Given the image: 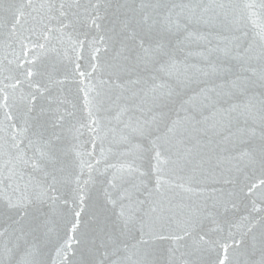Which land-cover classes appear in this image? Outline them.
I'll use <instances>...</instances> for the list:
<instances>
[{"label":"snow or ice","instance_id":"1","mask_svg":"<svg viewBox=\"0 0 264 264\" xmlns=\"http://www.w3.org/2000/svg\"><path fill=\"white\" fill-rule=\"evenodd\" d=\"M23 4L37 10L33 0H23ZM230 6V2L221 0H211L207 5L181 2L171 6L163 0H133L132 4L126 0L112 10L113 26L106 29L104 21L112 8V0H41L38 9L41 28L38 33L33 28L27 29L28 35L18 33L24 19L23 10H18L9 32L18 38L20 55L11 60L7 57L0 59V202L17 214L13 221L16 227L12 229L16 242L25 240L31 234L26 228L29 220L41 221V214L46 215L43 213L45 207L51 209L62 204L70 211L71 219L57 249L61 264H72L78 252L86 253V259L82 258L80 264H125L126 260H131L127 256V237L134 231L140 234V239L137 245L131 246L133 248L146 245L152 239L170 238L179 244L187 238L192 243L184 253L187 257L184 264H200L204 258H207L208 264H232L233 253L246 243L248 234L258 226L264 228V123L259 137L253 132L252 140L255 142L250 143L249 148L237 158L239 162L235 173L214 177L216 182L225 186L216 190L220 195L211 204L205 202L189 207L182 234L165 237L154 232L152 227V214L158 211L171 186L164 179V173L166 165L175 163L166 148V137L174 132V126L169 127L165 135L149 139L146 145L130 146L129 154L133 159L120 166V171L126 175H113L110 181L112 191L106 194L108 202L119 207L118 226L108 231L101 229L99 245L96 238L90 239L89 233L82 228L81 219L88 196L86 186L92 182L91 173L100 163L95 157L97 144L106 135L99 115L104 103L101 97L114 93V103L125 101L123 105H118L112 117L124 122L123 117L130 111L128 101L138 96L143 98L145 89L137 88L148 83L140 75L136 79L128 77L138 70L147 72L158 64L161 70L167 67L165 58L171 56L168 34L181 29L182 19L188 15L197 16V10L207 13ZM259 6L264 8V0H260ZM255 7L254 0L244 3L246 9ZM92 31L97 35L89 39ZM257 37L258 44L244 43L238 37L231 48L224 50V55L235 62L236 80L233 84L243 91H247L246 84L253 83L257 78L264 82V29L257 33ZM53 41L68 43L72 56L64 55L71 60L73 73L84 85L81 91L87 115L79 127L72 125L65 128V119L72 113L65 107L66 100L52 95V88L62 85L64 80L54 78L40 66L42 56L50 52L59 53L57 47H50ZM85 49L89 50L90 59L87 68L82 66ZM37 50L41 55L35 54ZM101 52L111 53L106 64L108 76L100 81L99 86H94L91 80L101 68ZM41 77H46V80H41ZM85 80L89 82L87 85ZM89 87L91 92L96 93L91 99V92L87 90ZM97 87L102 90L97 91ZM156 87L153 83L148 91H155ZM18 92L25 101L23 111L15 104ZM124 93L131 95L125 97ZM38 97L47 99L50 109L58 113L47 125L36 122L43 109L37 116L33 115ZM108 98L111 99L110 96ZM240 107L236 105L233 110ZM244 107L247 108V105ZM125 127L132 128L133 132L145 138L153 136L138 121L134 126L131 118L125 122ZM69 134L76 143L68 141ZM85 135L87 139L81 140ZM122 140L128 142V137H122ZM69 153L75 154L72 163L80 170L73 177L66 175ZM146 159L150 161L147 169L144 168ZM85 169L88 179L82 180L80 177ZM69 184L75 187L71 193H65L64 188ZM179 187L186 192L195 190L183 184ZM241 198L248 200L251 209L243 217L248 221L247 231L238 237L229 229L226 236L216 238L217 234L225 232L222 216L236 210ZM41 223L46 226V221ZM7 232L8 229L0 230V240ZM261 244L264 245V232H261ZM260 264H264V258Z\"/></svg>","mask_w":264,"mask_h":264},{"label":"water","instance_id":"2","mask_svg":"<svg viewBox=\"0 0 264 264\" xmlns=\"http://www.w3.org/2000/svg\"><path fill=\"white\" fill-rule=\"evenodd\" d=\"M40 2L41 0H33L37 9L34 10L25 7L23 0H0V59L7 57L11 60L20 55L18 38L9 32L18 10L22 9L24 12L22 27H18V33L28 35L29 28L39 32ZM125 2L126 0H112V8L104 21L106 29L113 26L112 10ZM163 2L169 6L181 2L192 4L200 2L207 5L211 0H163ZM221 2H230L231 6L225 10L216 8L207 13L202 9L197 10V16L188 15L186 19L181 20L182 26L179 31L174 30L168 34L171 56L165 58L167 67L164 70H161L158 64L147 72L138 70L128 77L136 79L137 75H140L148 83L137 88L145 89L143 98L138 96L128 101L130 111L123 117L124 122H118L112 117L118 105H123L125 101L114 103V93L101 97L104 103L99 115L103 120L106 135L103 141L97 144L95 157L100 163L91 173L92 182L86 186L88 196L81 216L82 228L89 233L90 239L96 238L97 245L100 243L101 229L108 231L118 226L119 207L109 203L106 194L112 191L110 181L113 175H126L120 171V166L133 159L129 154L131 145H146L149 139L155 138L156 135H165L168 128L174 126V132L166 137L168 140L166 148L169 149L171 160L175 163L166 165L164 173V179L168 180L171 186L158 211L152 214L153 231L170 237L182 234L189 207L205 202L211 204L213 199L220 195L216 190L225 186L216 182L214 177L234 174L235 166L239 162L237 158L249 148L250 143L255 142L252 140V133L255 132L256 137H259L261 125L264 123L262 119L264 82L257 78L253 83L245 85L247 91L235 86L233 84L236 80L234 75L236 69L233 67L235 62L224 55V50L231 48L238 37L244 43H259L257 33L264 29V8L259 6L260 0H254L256 7L251 10L244 8V3L249 0ZM127 3L132 4L133 0H127ZM96 35L95 31L90 32L89 39ZM52 46L57 47L59 53L50 52L47 56H42L40 66L54 78L64 80L62 85L52 88V95L66 100L65 107L72 113L65 119V128L72 125L79 127V123L83 122L87 115L81 91L84 85L73 73L71 60L64 55L66 53L67 57L72 56L68 43L58 44L53 41L50 47ZM88 51L85 49V58L82 61L84 68L90 63ZM35 54L41 55L39 50ZM110 58L111 53L101 52V68L94 74L92 85L99 86L101 80L107 79L106 64ZM40 79L46 80V77ZM88 83V80L84 81L85 85ZM153 83L157 87L155 91L149 92L148 89ZM87 90L91 92V87ZM101 90L97 87V91ZM95 95V92H91L89 99ZM130 95L131 93H124L125 97ZM15 104L23 111L25 101L21 99L19 92L15 96ZM236 105L241 107L233 110ZM244 105H247V108ZM35 108L34 116H37L41 109L44 110L43 114L38 115L36 121L38 124L47 125L58 115L50 109L44 97H38ZM63 110L61 108V112ZM129 118L132 119L134 126L138 121L139 125L147 132H152L153 136L145 138L133 132L132 128H126L125 122ZM122 137H128V142H124ZM85 139L87 135L81 137V140ZM68 141L76 143L72 140L71 134L68 135ZM74 159V153H69L66 157V175L70 177L78 175L80 171L72 163ZM149 163L148 159L144 161L145 169L149 167ZM88 175L85 169L80 179L87 180ZM256 175L258 176L259 172ZM181 184L185 187L191 186L195 190L186 192L179 187ZM74 187V184L65 186V193H71ZM250 210L248 200L241 198L236 210L222 216L225 232L217 234L216 238L226 236L229 229L238 237L246 232L248 221L243 217L247 216ZM43 213L46 215L41 214V221L29 220L26 223V228L31 234L25 240L16 242L12 236V229L16 227L13 221L17 214L0 202V230L8 229L5 237L0 240V264H61L57 249L67 230L71 213L62 204L51 209L45 207ZM42 221H46V226L41 223ZM261 232H264V228L258 226L248 234L246 243L233 253L232 264H260L264 258ZM139 239L140 234L135 231L127 237L129 248L127 256L131 257V260H126L125 264H184L187 258L184 253L189 250L188 246L192 243L187 238L179 244L165 238L152 239L146 245L131 247L137 245ZM214 255L213 253L212 256ZM82 258L86 259V253L78 252L72 264H80ZM200 264H208L207 258L201 260Z\"/></svg>","mask_w":264,"mask_h":264}]
</instances>
